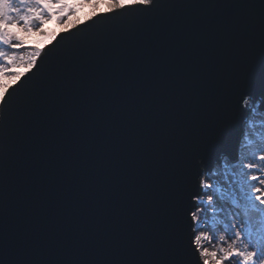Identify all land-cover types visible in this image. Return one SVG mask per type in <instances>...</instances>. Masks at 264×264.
Masks as SVG:
<instances>
[{
  "label": "snow or ice",
  "instance_id": "1",
  "mask_svg": "<svg viewBox=\"0 0 264 264\" xmlns=\"http://www.w3.org/2000/svg\"><path fill=\"white\" fill-rule=\"evenodd\" d=\"M232 2L95 0L45 69L83 0H0V264H264V0Z\"/></svg>",
  "mask_w": 264,
  "mask_h": 264
},
{
  "label": "water",
  "instance_id": "2",
  "mask_svg": "<svg viewBox=\"0 0 264 264\" xmlns=\"http://www.w3.org/2000/svg\"><path fill=\"white\" fill-rule=\"evenodd\" d=\"M197 4H198V8H197L198 11H202L204 13L213 16H223L233 10L232 0H197ZM88 17L80 21H77L68 27L58 30L55 33L56 36L55 40L51 38L49 41H47L40 47L44 49V52L46 54V58L44 62L45 69L55 61L56 57L63 50L67 49L68 47H71L76 42L78 37L89 34L101 27L103 23L101 19L96 18L95 21H92V20H88L87 19ZM73 25H77V27H72ZM69 28H71V31H67V29ZM57 33H59V35H56ZM236 135H238V129ZM236 135H234L233 142L228 149L233 155H235L237 148ZM186 238L187 237H185V239Z\"/></svg>",
  "mask_w": 264,
  "mask_h": 264
},
{
  "label": "rangeland",
  "instance_id": "3",
  "mask_svg": "<svg viewBox=\"0 0 264 264\" xmlns=\"http://www.w3.org/2000/svg\"><path fill=\"white\" fill-rule=\"evenodd\" d=\"M71 3L72 0H69ZM95 3V0H92V2H89V0H83V3H80L77 5V12L74 15L68 16L67 20L61 24L55 23V17L53 18V21L47 24L44 28V31L48 33V35H39L38 33L31 34L29 38V43L34 47H41L46 41L52 38L54 34L65 27H68L72 24H74L77 21H80L86 17H88L92 12H96L102 9H97L93 6ZM21 55H28L27 50L22 49L20 52ZM17 71H23V69H17ZM226 211V209H225ZM224 213H218V219H223Z\"/></svg>",
  "mask_w": 264,
  "mask_h": 264
}]
</instances>
